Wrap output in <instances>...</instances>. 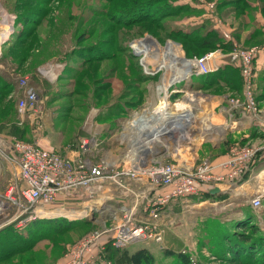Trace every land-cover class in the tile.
<instances>
[{
  "label": "rangeland",
  "instance_id": "rangeland-1",
  "mask_svg": "<svg viewBox=\"0 0 264 264\" xmlns=\"http://www.w3.org/2000/svg\"><path fill=\"white\" fill-rule=\"evenodd\" d=\"M23 1L29 2L31 7L47 9V12L43 18L42 16L39 18L42 23L38 27H34L33 34L28 36L22 30V26L15 21V13L11 10L12 6L18 3V0H0V34L9 28L11 39L10 43L7 42L8 40L0 43L2 53L0 67L3 75L5 74L12 83L11 87L13 88L10 94L0 99V134L4 138H18L14 136L11 130L13 126L17 125L20 128H26L22 133L19 129L16 132L24 138L23 140L29 141V138L34 136L29 131V125L19 126L17 124L16 105L21 93L19 83L22 77L28 78V82L35 88L40 97L38 106L42 110L44 119H42L43 126L37 129V133L43 140L44 144H40L42 147L53 148L59 152L63 149V146L73 143V141L74 143L77 142L80 137L84 136L83 134H85L84 137L93 135L102 142L94 149L93 156L96 159L101 157L112 158L111 162L121 161L122 156L128 152L129 145H131L129 141L134 139L135 136L132 138V133L122 135V131L129 127L134 116L142 114L141 112L146 108L160 104L159 102L162 101L168 102L171 112L178 102H185L187 94H195L197 101L199 100L198 103L201 102V104L199 103L201 107H190V112L194 114V119L197 120L195 124V128L197 127L196 133L200 130L199 125L204 118L211 117L213 124L228 125L230 127L226 128L221 134L214 133L212 136L199 138L196 143L199 153L207 156L209 160H216L215 163H218L224 159L232 146L252 147L257 151V155L255 163L248 172L249 177L241 184H238L239 182L230 184L215 197L210 198L205 195V192L201 195L171 202L162 214L164 222L163 241L161 243L152 241L136 242L128 245L125 249L131 255L144 250L150 256L148 264H179L173 261L174 256L167 252L166 247L175 249L176 253H186L195 264H233L225 260V256L220 258L217 254H214V252L220 253L221 247L216 248L217 242L224 240L223 234L225 232L231 231L233 218L241 216L242 210L248 208L253 213H251L252 221L260 231L264 232V158H262L264 126H261L264 123V75L260 76L255 62L254 96L260 109L259 127L262 130L256 133L253 128H250L249 131L252 133L249 135V131L238 133L236 127L219 112L221 105L224 106L225 104L226 97H234L241 91V74L237 67L229 63L226 65L228 69L219 77L209 76L208 74L202 81L204 86L199 88L194 86L198 85L200 78H190L188 76L180 83L171 86L170 89L175 88L178 92L164 99L163 92L158 91L160 85H163L165 76L162 69L156 68L157 52L141 55L142 60L141 56L136 55L138 53L136 50L137 44L146 45L147 42L154 45V43H157L161 47H166V44L174 43L182 52L183 59L178 62V67L182 68L184 67V59L187 61L186 59L201 57L205 54L206 50L202 49L199 44L196 45L194 42L180 44V42L170 41L169 39L164 43H159L153 38L154 36L152 37L151 32H154V30L152 27L147 26L148 24H137L130 27L114 26L112 34L102 35L101 39L104 42H98L96 46L105 55L98 53L100 57L95 58L94 53L91 55L92 58L83 59L84 56L81 54L80 48L73 53L76 54L75 56L72 55V51L79 47L80 42H83L80 47L87 48L89 41L96 39V36H94L88 41H81L86 30L89 28V31L90 27L95 25L94 22L92 24V20H95L93 13L96 9L102 7H104V11L108 8L117 11V7L121 6L117 1L111 4L106 3L104 0ZM204 1L214 3V8L216 7L215 0ZM248 1L251 4V9L245 10L244 15L246 17L239 20L247 19V26L250 29L252 28L255 33L254 36L256 37H254L251 45L239 41L235 35L236 33L230 30L232 28L231 20L234 21V19L226 17L229 15L228 13L227 15H219L215 8L214 14L229 29L232 38L239 46L242 48L255 47L259 50L257 59L264 52V24L254 23L253 17L262 4L258 5L261 0ZM172 4L174 6L186 5L188 11L182 12L175 19H168L169 26H179L184 30L205 25L204 30L214 32L224 41L218 23L208 17V10L203 6L201 0H176ZM233 15L235 14L229 16ZM236 17L239 18L238 15ZM86 19L87 21L84 22ZM237 19L235 20L237 21ZM239 20L237 23L239 22V26L242 27ZM158 35H160V32ZM16 36L19 41L24 39L25 42L13 48L15 55L10 56L8 51ZM79 36H81L80 42L75 44V38L78 39ZM160 36L162 37L160 41L166 37L164 34ZM138 38L145 40V42H141L142 40ZM105 41H108V45L103 44ZM229 46L228 49L225 47L223 49L221 47L217 48H221L224 53H227L230 49ZM20 58L24 60L20 61ZM145 61L148 62L145 63L147 69L142 65ZM56 63L60 64L61 67H56ZM220 65H223V63L221 62ZM43 69H49L56 73L58 75L57 79L50 82L48 78L39 74L38 71ZM188 70L190 71V67ZM150 72H154L149 75L152 77L151 79L144 80L139 76L140 73H147L145 75H148ZM87 75H89V80L86 78ZM144 89L147 90L145 103L135 112H131L126 119H123L121 115L123 99H127L129 96L121 97L130 93L131 97L129 99H136L140 93H145ZM216 93L225 94L219 99V105L214 103L215 99L213 100V97L210 96ZM223 98L224 102L222 101ZM208 109L211 110L210 114H208ZM236 117L237 115L234 116L235 119ZM40 129H42L41 132H39ZM13 130L15 131V129ZM64 138L69 139L63 141ZM194 139L195 137L190 140L191 143H194ZM146 140L147 138L143 141ZM65 141L66 143H64ZM213 147H216V149ZM126 156H129V154L127 153ZM254 165L256 167L261 165L262 169L255 172ZM16 173V168L11 163L0 160V231L11 226L12 223L14 229H17L18 233L21 234L30 233L32 230L37 229L34 228V224L38 222L48 226V224L57 221L58 227L55 229V233L50 234L51 231L47 232V235H50L46 238L37 242L34 241L29 246L32 247L31 249L20 253L12 252L9 257L0 261V264H27L29 261L30 264H64L65 254L69 248L82 236L94 230V227H92L88 231L89 227L83 225L65 226L68 221L88 219L94 224L88 218L86 212L88 207L101 205L99 209L112 210L119 205L128 209L134 204L132 199L119 201L113 196L114 187L112 185H96L91 194L85 189L75 192L72 199L68 201V205L57 201L54 205L48 207H38L43 210L41 218L31 221V224H27V228H16L15 223L19 221L22 213L20 209L17 210L10 203L9 199L10 197L14 198L17 203L21 201L19 194L22 185L17 179ZM130 185L131 187L138 186L134 182ZM255 196L261 197L262 205L254 209L251 206V199ZM66 213L69 214L63 216ZM93 213L96 214V212ZM121 215L122 212L119 211L117 217ZM12 244V242H8V248L14 247ZM121 259H123L122 256L119 260Z\"/></svg>",
  "mask_w": 264,
  "mask_h": 264
},
{
  "label": "built area",
  "instance_id": "built-area-1",
  "mask_svg": "<svg viewBox=\"0 0 264 264\" xmlns=\"http://www.w3.org/2000/svg\"><path fill=\"white\" fill-rule=\"evenodd\" d=\"M201 2L208 10V17L218 23L220 34L225 43L230 45V49L224 53L221 48H217L201 57L186 59L191 63L189 77L215 72L221 62L237 67L241 74V91L234 97H226L219 112L234 124L238 118H246L259 124L260 109L254 96L253 83L254 62L259 50L239 46L229 30L221 28L223 24L214 14V3L204 0ZM146 62L142 63L145 69ZM56 67L60 68L61 65L56 63ZM38 72L50 82L58 77L49 69ZM19 86L21 93L16 105L17 124L23 126L28 122L39 129L43 118L38 106L39 94L27 77L21 78ZM171 86L167 88L169 95L166 99L178 92L175 88L170 89ZM235 115L237 119L234 118ZM196 123L195 120L193 125L196 126ZM140 125L133 130L129 124L127 129H123L122 135L144 132ZM190 126L191 124L189 128ZM224 126L225 129L230 128L228 125ZM134 136L136 137L135 133ZM193 136L194 131L190 129L187 133H171L169 137L166 135L163 140L152 145L141 157L127 152L129 156L124 154L121 161L111 162L112 158L106 157L95 160L93 152L99 141L93 135L80 138L77 143L67 145L63 152H58L53 148L42 147L36 141L4 138L0 134V160L7 161L16 168L17 179L22 185L20 203L9 198L10 203L22 213L15 227H25L31 221L41 218L43 210L38 207H48L57 201L68 205L75 192L85 189L91 194L96 185L109 184L114 187L113 196L119 201L132 199L134 204L128 209L118 205L112 210L102 207L99 209L101 205L88 207L86 212L95 229L69 248L64 264H111L106 257L108 245L124 248L142 241L161 243L164 234L162 214L171 202L201 195L214 187L222 190L223 187L240 181L255 163L257 151L252 147L239 145L230 147L224 159L218 163L201 157L198 145L190 141ZM205 136L208 135L204 134L200 138ZM132 182L138 186L131 187ZM261 205L260 196L251 199L254 209ZM119 211L122 215L118 218Z\"/></svg>",
  "mask_w": 264,
  "mask_h": 264
},
{
  "label": "trees",
  "instance_id": "trees-1",
  "mask_svg": "<svg viewBox=\"0 0 264 264\" xmlns=\"http://www.w3.org/2000/svg\"><path fill=\"white\" fill-rule=\"evenodd\" d=\"M39 1V0H33ZM106 3H112L117 1L118 4L121 6L117 7V11L114 9L108 8L104 11V7L96 9L93 16L95 20H92V24L94 22L95 25L91 26L90 30H86L84 33V37L81 41H88L90 38H94L93 41H89L88 47H80L83 42H80L81 36L79 38H75V44H78L79 47L72 51V55L75 51L79 48L82 51V55L84 56L83 59H88L91 57L92 54L95 53V58L100 57L98 53L104 52L100 51L96 46L98 42H104L101 39V36L112 34V29L114 26H122V27H130L137 24H148L153 28L154 32L152 33V37L155 38L159 43H164L166 40L180 42V44L184 43H195L196 45H200L202 49L206 50V52L213 51L217 47H221L222 49L225 47L228 49L227 43H225L222 39L218 37L212 31L204 30L205 25H199L197 27H191L190 29H182L179 26H169L168 19H175L179 16L182 12L188 11L187 6H174L172 2L176 0H104ZM216 11L219 15H227L234 13L235 15L241 16L245 13V10L251 9V4L248 0H215ZM259 1V0H258ZM261 5L259 8V12L264 18V0L258 2V5ZM122 7V8H121ZM13 13H15L16 19L15 21L17 24L21 25L22 30L26 33V35L31 36L34 32V29L38 27L42 22L39 18L45 16L47 9L43 10L41 8L31 7L29 2L18 0L17 4L12 6ZM40 20V21H39ZM165 20V21H163ZM87 19L84 21L86 22ZM110 22V23H108ZM15 23V22H14ZM108 24H110L108 26ZM31 26V27H28ZM35 27V28H34ZM149 29V27H148ZM156 31H158L156 33ZM165 35L166 37L160 41L162 38L160 35ZM86 33L88 34L86 36ZM143 36V35H141ZM112 38V37H111ZM10 37L8 39V43H10ZM13 44H11L10 50L8 54L10 56L15 55V51L13 48L18 47L19 45L25 42L24 39L19 41V38H15L13 40ZM163 41V42H162ZM108 45V41L103 43ZM145 46V45H144ZM183 46V45H182ZM205 52V53H206ZM131 54V52H130ZM149 54V53H146ZM142 54V55H146ZM2 56V53H1ZM131 56H133L131 54ZM22 57V56H21ZM1 58V57H0ZM92 58V57H91ZM134 58V56H133ZM23 58H20V61H23ZM142 72V71H141ZM89 75L86 76L89 80ZM142 79L147 80L151 79L149 75H145L144 73H140L139 75ZM207 75L200 76V79H204ZM210 76V74H209ZM85 78V81H86ZM141 80V81H144ZM12 83L6 78L4 75H0V99L4 98L8 94H10L13 90L11 87ZM82 86V85H81ZM105 86V85H102ZM202 87V86H201ZM145 91V89H144ZM147 90L145 93H140L136 99H129L131 97L130 93H127L125 96L123 95L121 98L129 96L127 99H123V108L121 109V115L123 119H126L131 112H135L138 108H140L146 101ZM257 100V99H256ZM15 129V131L13 130ZM12 133H14L15 137H18L20 140L24 138L20 137L17 132L19 129L25 131V127H18L17 125L13 126ZM17 138V139H18ZM25 141V140H24ZM77 143V142H75ZM70 143L68 145L75 144ZM102 142H100L101 144ZM264 160V159H263ZM262 166L254 165V171L258 172ZM249 172V171H248ZM247 177H249V173H246L244 177L238 184L243 183ZM208 197H215L218 194L211 195L209 191L205 193ZM252 210L246 209L242 210L241 216H236L233 218V228L230 232L224 233V240H219L217 243V247L220 248V253L214 252L217 254L218 257L225 256V260L230 261L233 264H264V232L260 231L258 226L252 221L251 216ZM253 214V213H252ZM91 220V219H90ZM36 223V222H35ZM245 223V225H243ZM31 224V223H29ZM28 224V225H29ZM34 224V223H33ZM32 224V225H33ZM53 224V225H52ZM60 224V223H59ZM28 225H26L28 227ZM68 225H83L90 228L94 227L95 225L92 224L88 219H80L77 221H68L65 226ZM25 226V227H26ZM26 227V228H27ZM58 227L57 221L54 223H50L44 225L42 222H38L34 224V229L30 233L21 234L18 233L17 229H14V225L12 223L11 226L0 231V261H3L7 257L10 256V253L16 252L20 253L24 250L31 249V244L35 241H39L41 239L46 238V236L55 233V229ZM240 227V228H239ZM242 227V229H241ZM43 228V229H42ZM24 229V228H23ZM41 229V230H39ZM45 231V232H44ZM47 235V232H50ZM59 234V233H58ZM8 242H12L14 247L8 248ZM14 249V250H13ZM170 255L174 256L173 261H176L179 264H195L186 253L175 252L173 248H165ZM13 250V251H11ZM16 250V251H15ZM165 250V251H166ZM120 256L123 259L119 260ZM106 257L111 260V264H148L150 260V256L144 250H140L133 255L128 254L127 249L124 248H113L110 245L106 247ZM176 258V259H175ZM30 264V261L27 262Z\"/></svg>",
  "mask_w": 264,
  "mask_h": 264
},
{
  "label": "bare ground",
  "instance_id": "bare-ground-1",
  "mask_svg": "<svg viewBox=\"0 0 264 264\" xmlns=\"http://www.w3.org/2000/svg\"><path fill=\"white\" fill-rule=\"evenodd\" d=\"M8 29L4 30V32L0 34V43H3L9 39L10 30ZM143 41L145 42V40H142L141 42ZM156 44L154 43V45H152L147 42L145 46L137 44L136 50L138 51L137 54L140 55L146 53L153 54V52H157L156 56L158 57L155 61L156 68L162 69L165 76L163 78V85H160L158 91L163 92L165 99L168 96L167 88L169 86L175 83L178 84L179 81L184 80L189 76L190 71L188 68L191 66V63L185 61L184 59V67H178V62L183 59L182 52L180 51L179 47L174 43H168L166 44V47H161L160 45ZM198 101L195 94L189 93L187 94L185 102H178L177 106L173 107L171 112L170 105L167 101H162L159 102L160 104L146 108L140 116L134 118L130 123V128L132 127L133 130L136 128L135 126L141 124L140 126L143 127L141 129H144V132H133L132 138L134 137L135 133L138 139H136V137L134 139L131 138L132 140L130 142L132 144L129 145L130 148L128 153H136V157H141L147 151V149H149L152 145H155L156 142L163 140L166 135L169 137L171 133L176 132V134H179L182 131L187 133L188 129L194 131V145H196L198 139L204 134L212 136L214 133H223L225 126L213 124L210 119L211 117L202 119L199 125L200 130L198 133L195 132L197 127L195 128L193 124L196 119H194V114L190 112V107H201L199 106V103L201 104V102L198 103ZM208 110V114H210L211 110ZM189 124H191L190 128ZM145 138H147V140L144 142L143 140Z\"/></svg>",
  "mask_w": 264,
  "mask_h": 264
},
{
  "label": "crops",
  "instance_id": "crops-1",
  "mask_svg": "<svg viewBox=\"0 0 264 264\" xmlns=\"http://www.w3.org/2000/svg\"><path fill=\"white\" fill-rule=\"evenodd\" d=\"M231 14H233V13H231ZM231 14H229V15H231ZM229 15H227L226 17H229V18H233L234 19V21L233 20H231L232 21V28L230 29V30H232L233 32H235L236 34V36L238 37V39H239V41L241 40V42H244V43H246L247 45H251L252 44V42H253V40H254V37H256V36H254L255 35V33H254V31H252V28L250 29L249 28V26H247L248 25V21H246L247 19H243V20H239L240 18H245L246 16L243 14V16L241 15V16H238L239 18L237 19V17H236V15H233V16H229ZM253 17V16H252ZM254 19H253V21L255 20V22L254 23H259V24H264V18L262 17V15L260 14V12L259 11H257V13L255 14V16L253 17ZM235 19H237V21L239 20L240 21V23H242V27L241 26H239V22L237 23V21L235 20ZM244 27H246V28H244ZM221 28H226V26L225 25H223ZM226 29H228V28H226ZM229 30V29H228ZM1 50V49H0ZM0 56H1V51H0ZM255 66H256V68L258 69V73L260 74V76L262 77L263 75H264V52L261 54V55H259V57L257 58V59H255ZM226 65H228V64H223V65H221L220 67H219V69L217 70V71H215V72H212V73H210V76H220L223 72H225L227 69H228V67L226 66ZM0 66H1V64H0ZM2 68L0 67V75H3V71L1 70ZM263 71V72H262ZM260 72H262V73H260ZM4 76L7 78V76L4 74ZM202 81H203V79H200V81L198 82V85L197 86H194L195 88H199V87H201V86H204V84H202ZM223 95H225V94H218V93H216V94H212V95H210V96H212L213 97V100L215 101L214 103H216V104H220V102H219V99L221 98V96H223ZM222 101L224 102V98L222 99ZM223 102H222V104H223ZM222 106V105H221ZM42 119H44V117L42 118ZM237 119V118H236ZM264 122V121H263ZM233 124V126H235L236 127V129H237V132L239 133V132H241L242 131V133H246L247 131H249V129L250 128H253L254 129V132H256V133H258V132H261L260 130H262L261 129V127H259L260 125L259 124H257V123H255V122H250L248 119H246V118H238L237 120H236V123L234 124V123H232ZM24 125H29V123L28 122H26ZM23 125V126H24ZM30 126V132L31 133H33L34 134V136H32L31 138H29V141H36L38 144H44L43 143V140L41 139V137L39 136V133H37V129H35L33 126H31V125H29ZM43 126V120L41 121V127ZM261 126H264V123L261 125ZM40 127V128H41ZM41 130L42 129H40V131L39 132H41ZM34 131V132H33ZM36 132V133H35ZM77 132V131H76ZM42 133H43V131H42ZM252 132H250L249 131V135L251 134ZM76 134V133H75ZM84 136H85V134H83ZM75 136V135H74ZM83 136V137H84ZM86 136H88V135H86ZM243 136H247V135H243ZM82 137V138H83ZM81 138V137H80ZM67 139H69V138H64L63 139V141L64 140H66L67 141ZM77 140V139H76ZM98 140V139H97ZM62 141V142H63ZM66 141L64 142V143H66ZM78 141V140H77ZM99 141V140H98ZM99 143H100V141H99ZM67 147V145L66 146H63V149L61 150V151H59V152H63L64 151V149ZM213 148H215L216 149V147H213ZM219 149V148H218ZM199 153V152H198ZM200 154V153H199ZM200 156L201 157H207V156H204V154H200ZM208 158V157H207ZM262 158H264V151H262ZM218 159V158H217ZM95 160H97L96 158H95ZM212 161V160H211ZM216 160H213V162H215ZM225 188H227V187H223L222 188V190H224ZM221 191V190H220ZM119 206V205H118ZM70 213V212H69ZM69 213H66V214H64L63 216H67ZM72 213V212H71Z\"/></svg>",
  "mask_w": 264,
  "mask_h": 264
},
{
  "label": "water",
  "instance_id": "water-1",
  "mask_svg": "<svg viewBox=\"0 0 264 264\" xmlns=\"http://www.w3.org/2000/svg\"><path fill=\"white\" fill-rule=\"evenodd\" d=\"M218 193H220V189L217 188V187H214L211 190H209V194H211V195H215V194H218Z\"/></svg>",
  "mask_w": 264,
  "mask_h": 264
}]
</instances>
